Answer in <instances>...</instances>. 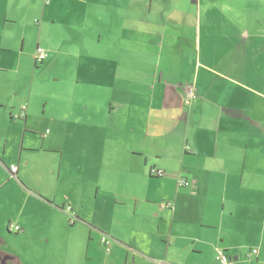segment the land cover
I'll list each match as a JSON object with an SVG mask.
<instances>
[{
	"label": "crops",
	"instance_id": "obj_1",
	"mask_svg": "<svg viewBox=\"0 0 264 264\" xmlns=\"http://www.w3.org/2000/svg\"><path fill=\"white\" fill-rule=\"evenodd\" d=\"M97 3L106 9L94 12L99 33L79 36V64L94 72L83 112L52 115L40 135L42 118L24 104L26 116L11 113L18 127L2 134L0 191L23 203L15 223L1 219L0 243L11 224L27 244L34 221L50 231L26 215L33 200L65 221L72 207L69 224L84 239L67 249H79L81 264H216L218 248L237 264H264V0L177 1L157 18L142 5L145 15L128 16L133 0ZM189 85L199 97L186 106ZM154 193L171 206L156 205ZM103 233L117 237L109 253ZM7 253L17 264L42 259L37 249Z\"/></svg>",
	"mask_w": 264,
	"mask_h": 264
},
{
	"label": "rangeland",
	"instance_id": "obj_2",
	"mask_svg": "<svg viewBox=\"0 0 264 264\" xmlns=\"http://www.w3.org/2000/svg\"><path fill=\"white\" fill-rule=\"evenodd\" d=\"M105 0H0V19L8 13V21L14 23L0 24V148L3 144L4 131L15 129L19 119L11 122V113H19L24 104L30 107V113L41 117L36 124L40 135H45L54 125L50 117L66 112H83L81 102L89 89L85 83L92 81L94 72L86 66H80V50L87 48L81 45L80 34L95 36L98 24H95L94 12ZM125 0H118L122 3ZM134 6L128 16L134 18L141 14V5L148 6L152 18L162 17L171 11L177 1L194 0H133ZM172 2L162 6V2ZM47 2L49 4L47 5ZM81 5V6H80ZM139 5V6H137ZM77 6V10L74 8ZM81 11L79 15L76 12ZM100 12L106 11L101 6ZM41 46L50 52V58L44 63L36 62L38 47ZM77 64V67H76ZM82 83H78L77 78ZM91 78V79H90ZM100 94V92H98ZM185 94V93H184ZM109 89H103L100 94L102 99H111ZM21 113V112H20ZM19 113V114H20ZM61 146V140H56ZM92 141V140H91ZM58 155H49L54 161ZM4 191V192H3ZM11 195H9V194ZM6 187L0 191V221L3 218L12 219L15 223L20 216L15 212L16 205L23 203V197ZM156 205L167 203L154 193ZM261 200H256V205L261 207ZM131 206V204H130ZM68 206H66L67 208ZM37 204L30 200L27 204L26 215L29 218H45L51 222L50 231H40L35 223L31 231V244L19 238L20 232L5 230L8 242L3 245V251L35 250L41 253L39 263L30 261L29 264H81L77 258L79 249L71 252L67 243L72 238L84 239L80 233L69 224L71 217L65 221L60 216L51 217L42 210H35ZM62 209V208H61ZM118 210H125L119 208ZM65 211V210H64ZM66 212V211H65ZM35 220V219H34ZM0 233H3L0 227ZM112 242V250L117 244V237L107 233ZM44 235H50L51 241H44ZM101 237V240H102ZM102 243V242H101ZM103 245V244H102ZM105 251L106 248L103 246Z\"/></svg>",
	"mask_w": 264,
	"mask_h": 264
},
{
	"label": "built area",
	"instance_id": "obj_3",
	"mask_svg": "<svg viewBox=\"0 0 264 264\" xmlns=\"http://www.w3.org/2000/svg\"><path fill=\"white\" fill-rule=\"evenodd\" d=\"M48 58V53L47 51L42 48L41 46L38 47L37 50V54H36V62L37 63H44ZM199 95L197 93L196 88L194 87V85H189L186 90H185V94H184V103L186 106H191L197 99H198ZM27 110L26 106L22 107V111L24 112L23 116H26L25 111ZM10 172L12 174L13 178H17L18 177V166L17 165H12L10 168ZM151 174L153 176L156 177H163L165 175V172L163 170H157V169H152ZM180 186H189L190 183L187 181H181L179 183ZM166 207H170L171 204L167 203L165 205ZM66 211L71 215V223H73L74 221H76V218L73 214V210L71 206H68L66 208ZM9 230L11 232L15 231V232H20L22 229L20 226L15 225V224H11L9 226ZM103 246H105L106 251L109 253L112 251V242L110 240V237L108 235H103L102 240H101ZM259 253V251L257 249L252 250V252L250 254H254L257 255ZM250 254L248 256H250ZM215 261L216 264H237L235 259L233 257H231L225 249L222 248H218L215 252ZM133 264V263H131Z\"/></svg>",
	"mask_w": 264,
	"mask_h": 264
},
{
	"label": "flooded vegetation",
	"instance_id": "obj_4",
	"mask_svg": "<svg viewBox=\"0 0 264 264\" xmlns=\"http://www.w3.org/2000/svg\"><path fill=\"white\" fill-rule=\"evenodd\" d=\"M2 243H0V264H17L14 258L6 251H3Z\"/></svg>",
	"mask_w": 264,
	"mask_h": 264
}]
</instances>
